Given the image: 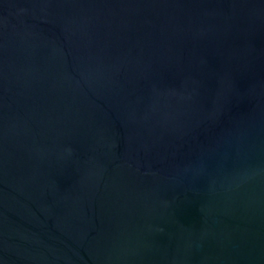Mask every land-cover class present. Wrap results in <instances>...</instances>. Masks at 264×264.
I'll use <instances>...</instances> for the list:
<instances>
[{
    "label": "water",
    "instance_id": "95a60500",
    "mask_svg": "<svg viewBox=\"0 0 264 264\" xmlns=\"http://www.w3.org/2000/svg\"><path fill=\"white\" fill-rule=\"evenodd\" d=\"M0 264H264V0H0Z\"/></svg>",
    "mask_w": 264,
    "mask_h": 264
}]
</instances>
